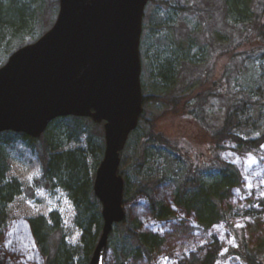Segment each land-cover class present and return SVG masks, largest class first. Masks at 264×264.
<instances>
[{
    "label": "rangeland",
    "instance_id": "obj_1",
    "mask_svg": "<svg viewBox=\"0 0 264 264\" xmlns=\"http://www.w3.org/2000/svg\"><path fill=\"white\" fill-rule=\"evenodd\" d=\"M20 1L17 12L19 16L28 15L27 25L22 30H8L0 34V68L15 50L37 41L52 27L57 17L58 2L55 0ZM225 1L153 0L148 3L143 16L140 43L141 92L143 97L164 92L175 96L188 95L193 91L199 92L201 82L212 81L214 75L213 81L219 85V91L201 102L199 113L204 125L213 131L222 128L226 112L234 103L238 105V136L244 140H254L264 135V51L257 50L247 57L231 61L218 56L244 35L243 25L235 23L226 15ZM251 2L264 4V0ZM13 5L9 0L3 6L5 10H11ZM254 47L258 48L259 45L252 44L250 48ZM182 54L185 57L182 58ZM217 56L219 62L213 74ZM168 63L174 69L173 77L164 83L159 71ZM207 70H211L209 76L206 75ZM163 111L164 106L159 103L149 102L143 107V120L130 135L120 155V173L125 185L123 199L126 219L123 224L126 227H113L108 238L105 264H130L128 257L136 248L129 234L133 232H161L167 239L171 238L167 248L162 247L159 251L172 248L169 251L172 259L176 252L182 254L181 249L188 247L185 244L188 238H183L176 224H164L153 219L149 198L159 200L160 204L169 202L183 186L185 179L193 175L192 172L211 183L212 168L201 166L200 161L195 159L198 151L186 142H171L173 144L163 146L145 144L146 138L150 137L147 122L156 120L161 130L165 128L168 131L166 123L170 121L165 117L169 116ZM78 122L79 127L74 128L75 122L72 120L54 121L43 139L36 141L32 147L20 135L0 136V192L11 188L19 192L6 206L7 218L4 227L0 228V264H10L11 259L6 256L10 234L25 224V218H41L52 230L48 231L46 249L37 252L34 262L88 264L99 236L93 249L85 251V234L76 223V210L68 193L51 169L44 172L46 163L51 162L54 155L76 148L86 150L89 144L100 147L102 152L99 154L97 148L95 154L88 156V166L92 167L96 159L101 160L104 149L102 125L96 126L90 120ZM7 137L13 140L8 145L4 142ZM227 148L223 160L239 168L247 187L255 184L256 179L264 195V163L260 166L256 159L234 145H227ZM195 165L200 167L196 170ZM43 174L47 183L42 181ZM94 174L95 171L93 173L90 169L89 177H94ZM139 190L146 192V196L138 195ZM231 249L234 247H229L217 264H232L239 260L229 258ZM158 255L161 253L158 252ZM125 258H128L127 262H124ZM159 261L156 264H179L165 258Z\"/></svg>",
    "mask_w": 264,
    "mask_h": 264
},
{
    "label": "trees",
    "instance_id": "obj_2",
    "mask_svg": "<svg viewBox=\"0 0 264 264\" xmlns=\"http://www.w3.org/2000/svg\"><path fill=\"white\" fill-rule=\"evenodd\" d=\"M7 1L0 0V34L8 30H22L27 25L28 15L19 16L17 12L21 1L11 0L14 5L11 10H5L3 5H7L9 0ZM55 1L57 3V0ZM224 3L226 15L235 23L243 25L244 35L239 42H235L218 56L226 57L227 61H231L235 58L247 57L257 50L264 51V4L253 3L251 0H226ZM252 44H258L259 47L251 49ZM218 56L214 63L213 74L219 62ZM183 57L185 54H182ZM173 70L172 65L168 63L159 71L164 83L173 77ZM210 71L207 70V76L210 75ZM213 78L214 75L212 81L201 82L199 92L193 91L188 95L175 96L164 92L143 97V107L149 102L161 104L164 106L163 113L169 116L163 117L170 121L166 123L168 131L165 128L161 130L156 120L147 122L150 137L146 138L145 144L163 146L186 142L194 146L196 152L198 151L195 159L200 161L199 164L205 168H212L210 175L213 178L211 183H207L203 177L199 178L196 172H192L193 175L185 179L183 186L177 190V194L169 202L160 204L159 200L149 198L153 210L152 217L154 220L163 221L164 224L174 223L179 229L184 228L190 231L191 237L187 241H191L194 248L190 247L186 253L181 254L184 259L179 264H217L219 259L224 258L223 253H227L229 247H234L230 250L229 258L239 259L232 264H264V195L261 194L260 184L253 178L255 184L259 185L253 184L247 187L245 177L239 168L225 162L222 157L229 149L227 145H234L246 155L256 159L262 166L264 135L254 140H244L238 136L236 131L238 105L234 103L226 112L222 128L213 131L204 125L199 113L202 107L201 102H205L219 91L217 89L219 85L213 81ZM63 120L74 121V128H78L80 124L78 121L84 119L65 118ZM142 120L141 116L140 121ZM2 135L18 136L12 132H4L0 134ZM20 136L32 147L36 141H41L44 135L38 140ZM12 141L10 137L4 140L7 145ZM97 148L89 144L86 150L76 148L71 152L54 155L51 162L48 161L44 168V172L51 169L62 182L63 188L75 207L76 223L85 234V241H83L85 251L93 249L102 226L99 202L92 190L94 177H89L90 169L94 173L100 160L96 159V162L93 160L92 167H89L86 162L88 156L95 154ZM100 151L102 152V149L100 150L99 147V154ZM43 160H45L44 157ZM195 167L197 170L200 166L195 165ZM42 181L47 183L45 174ZM11 189L0 192V228L4 227L7 218L6 206L19 193L13 191L14 188ZM137 194L146 196V192L141 190L137 191ZM23 221L25 224L12 230L10 234L6 256L11 259L10 264H39L33 259L40 249L41 252L46 249L48 231L52 232V230L41 218ZM123 223L116 226L126 227ZM238 224L243 227H237ZM45 233L46 237L41 238L39 234ZM129 234L133 237L136 248L128 257L129 259H124V262L128 259L130 264H136L138 261H143L141 264H156L162 258L178 260L179 255H176L174 259L171 258L169 251H172V248L159 251L160 248L166 247L170 240L161 232L160 234L140 232ZM182 235L186 236L184 233ZM230 241L233 242L230 243ZM156 249L158 251L154 253ZM158 252L161 255H158ZM185 256L189 257L188 263L185 262ZM35 259L37 260V257Z\"/></svg>",
    "mask_w": 264,
    "mask_h": 264
},
{
    "label": "water",
    "instance_id": "obj_3",
    "mask_svg": "<svg viewBox=\"0 0 264 264\" xmlns=\"http://www.w3.org/2000/svg\"><path fill=\"white\" fill-rule=\"evenodd\" d=\"M149 0H58L52 27L0 68V134L39 139L66 117L102 124L93 193L102 227L89 264H103L113 227L125 220L120 153L143 112L140 38Z\"/></svg>",
    "mask_w": 264,
    "mask_h": 264
},
{
    "label": "bare ground",
    "instance_id": "obj_4",
    "mask_svg": "<svg viewBox=\"0 0 264 264\" xmlns=\"http://www.w3.org/2000/svg\"><path fill=\"white\" fill-rule=\"evenodd\" d=\"M182 214H183V213H182ZM183 215H185V214H183ZM185 216H186V215H185ZM240 218H241V216H240ZM24 220L28 222L29 220H32V219H29V218L26 219V218H25ZM169 228H170V227H169ZM168 231H169V229H168ZM181 232H182L181 234H183V233L186 234V236L183 237L184 239H186V238H190V237H191V235H190V233H189V232H190L189 230H186V229L182 228V229H181ZM100 233H101V232H100ZM39 235L42 236L41 238H45V237H46V233L43 234V235H41V234H39ZM169 239H171V238H169ZM185 244H187L188 247H186V248H182L181 251H180V250H178V251H180V252L183 253V251H188V249H189L190 247H192V243H191V241H186ZM107 245H108V244H107ZM187 245H186V246H187ZM192 248H194V246H193ZM157 251H158V250L156 249V250L154 251V253H157ZM175 251H176V250H175ZM173 252H174V251H173ZM178 253H179V252H176V253H175V256H176ZM178 255H179L178 260H172L171 262H173V263H177V262L180 263V261H182V260L184 259V257H183L181 254H178ZM178 255H177V256H178ZM188 255H190V254H188ZM185 257H186V256H185ZM90 258H91V257H90ZM186 258H187V259H186ZM186 258H185V262L188 263V261H189L188 258H189V257H186ZM104 260H105V256H104V259H103V264H105V263H104ZM165 260H166V259H165ZM89 261H90V259H89ZM131 261H132V260H131ZM140 262H143V261H140ZM159 262H161V259H160ZM156 263H157V262H156ZM88 264H89V262H88ZM165 264H166V262H165Z\"/></svg>",
    "mask_w": 264,
    "mask_h": 264
},
{
    "label": "snow or ice",
    "instance_id": "obj_5",
    "mask_svg": "<svg viewBox=\"0 0 264 264\" xmlns=\"http://www.w3.org/2000/svg\"><path fill=\"white\" fill-rule=\"evenodd\" d=\"M237 227H243V225H239V224H238ZM233 241H234V238H233ZM233 241H230V243L233 242ZM165 259H166V258H165Z\"/></svg>",
    "mask_w": 264,
    "mask_h": 264
}]
</instances>
